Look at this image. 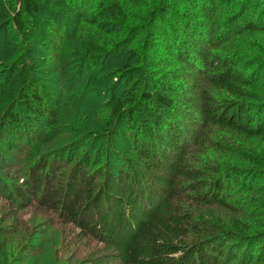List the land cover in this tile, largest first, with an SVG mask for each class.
<instances>
[{
  "label": "rangeland",
  "instance_id": "374dc122",
  "mask_svg": "<svg viewBox=\"0 0 264 264\" xmlns=\"http://www.w3.org/2000/svg\"><path fill=\"white\" fill-rule=\"evenodd\" d=\"M51 1L56 4L41 3L33 17L16 0L0 3L9 17L0 28V53L5 49L0 54V264H80L86 259L97 244L79 242L53 203L39 196L23 199L18 191L32 179L39 161L51 167L47 188L59 191L78 164L85 169L89 161L87 170L101 177L107 167L120 170L125 162L142 163L139 142L156 126L160 136L173 127L185 128V164L200 171L202 181L217 177L224 187L227 207L185 203V208L195 209L194 215L203 216L214 232H232L225 248L236 246L234 251L249 264H264V170L252 165L253 159L264 161V138L201 122L204 97L219 101L229 96L207 81L204 75L211 71L197 63L190 42L240 66L264 98V34L240 29L248 12L255 23H264V0H212L205 9L194 10L197 20L184 10L194 0H117L125 18L96 23L93 16L114 0ZM60 5L71 14H63ZM161 6L171 11L166 22L159 21ZM15 11L33 34L18 32ZM206 12L209 19L201 16ZM186 22L190 37L185 36ZM54 29L61 31L58 37ZM90 37L102 52H85L82 41ZM183 52L190 64L181 63ZM10 68L18 72L23 93L5 108L2 93L10 87ZM33 94L39 108L28 112L24 99ZM118 102L131 113H140V104L154 119L138 115L127 126L126 116L112 117ZM49 114L53 122L47 124ZM235 221L243 232L235 229Z\"/></svg>",
  "mask_w": 264,
  "mask_h": 264
},
{
  "label": "trees",
  "instance_id": "16d2710c",
  "mask_svg": "<svg viewBox=\"0 0 264 264\" xmlns=\"http://www.w3.org/2000/svg\"><path fill=\"white\" fill-rule=\"evenodd\" d=\"M197 1H192L197 6L184 9L188 12L186 16L193 20L198 19L195 9H205L207 3H212V0ZM16 3L25 7L29 17L34 16L41 3L56 4L51 0H16ZM60 9L63 14H71L67 6L60 5ZM158 16L160 22H166L171 19V11L161 6ZM201 16L209 19L207 12ZM246 16L242 20L241 31L264 34V23H255L250 12ZM93 17L91 22L96 23L99 19L123 20L125 14L119 2L114 0ZM8 18L7 12L0 8V28ZM12 20L21 35L33 34L26 29L21 12L15 11ZM184 27L185 36H192L188 22ZM58 32L61 31L54 29L53 35L58 37ZM190 42L196 46L192 50L197 63L211 71L204 75L207 81L229 96L219 101L204 97L200 106L201 122L247 138H264V98L257 93L254 82L236 63L199 51L197 41ZM82 47L88 54L103 51L93 37L82 41ZM4 52L2 48L0 54ZM183 53L180 55L181 63L190 64L189 56ZM17 76L15 69L8 70L10 87L2 93V107L6 108L10 101L23 93ZM37 100L36 94L25 97V109L37 111ZM158 101L168 106L167 100L158 98ZM137 107L141 112L131 113L132 109L123 110V102H118L112 109V117L124 120L126 116L127 126L135 121L136 116L138 119V115L145 114L143 116L148 122L154 119L152 112L146 111L144 106L137 104ZM11 119L17 121L16 117L11 116ZM48 121L53 122L50 114L46 117L47 124L50 123ZM151 130L150 127L147 138L140 140L137 148L144 157L142 163L125 162L120 170L107 167L101 177L87 170L89 161L85 169L78 164L71 169L65 189L59 191L54 189L57 186L47 188L46 183L52 179L51 167L39 161L32 179L18 193L23 199L39 196L47 203H53L59 218L76 230L79 242L91 240L97 244V248L80 264H249V260L239 257L234 251L236 246L225 248L233 238L232 232H214L203 216L194 215L195 209L185 208V203L194 207L202 203L227 207L222 196L224 187L218 178L202 181L201 172L185 164L187 149L182 137L185 128H170L165 136ZM252 165L264 170V161L253 159ZM98 179H101L100 183ZM186 191L188 195H184ZM184 197L187 200L182 199ZM234 227L239 232L244 230L238 221L234 222Z\"/></svg>",
  "mask_w": 264,
  "mask_h": 264
}]
</instances>
